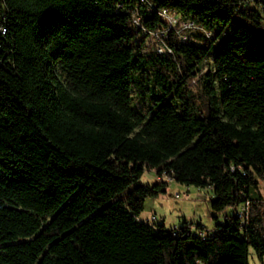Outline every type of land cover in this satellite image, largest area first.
<instances>
[{"label":"trees","instance_id":"obj_1","mask_svg":"<svg viewBox=\"0 0 264 264\" xmlns=\"http://www.w3.org/2000/svg\"><path fill=\"white\" fill-rule=\"evenodd\" d=\"M0 27V264L264 263V17L246 0H0ZM166 180L232 216L205 237L139 222Z\"/></svg>","mask_w":264,"mask_h":264},{"label":"rangeland","instance_id":"obj_2","mask_svg":"<svg viewBox=\"0 0 264 264\" xmlns=\"http://www.w3.org/2000/svg\"><path fill=\"white\" fill-rule=\"evenodd\" d=\"M159 49H163V46L160 44L158 38L154 36L144 38L143 52L154 53ZM211 61L212 55H208L205 59V63L210 64ZM147 79L148 77L146 74L138 73L135 76V81L137 83L132 85L130 95L132 98L131 105L133 111L135 113L150 116L157 106L155 97H161V94L151 88ZM170 97L176 98L177 95H171ZM181 102L182 101H179V103ZM156 181H158V178H156L153 173H144L142 178L144 184L150 185ZM166 182L169 184L166 193L157 198L147 199L144 203V211L139 216L140 219L155 216L157 222L163 224L166 230H171L173 227L180 226L184 220L194 224L200 223L202 226L210 228L217 222H221L224 215L232 216L233 214L232 209H226L218 216L217 221H214L211 218L212 213L209 209L212 195L207 189H196L191 186L185 187L171 183L168 180H166ZM260 189L264 192V183L260 184ZM247 264L264 263H259L252 250H249Z\"/></svg>","mask_w":264,"mask_h":264},{"label":"built area","instance_id":"obj_3","mask_svg":"<svg viewBox=\"0 0 264 264\" xmlns=\"http://www.w3.org/2000/svg\"><path fill=\"white\" fill-rule=\"evenodd\" d=\"M140 3H144V0H139ZM246 3L249 4V7H251V9H254V10H257L259 14H261L263 17H264V2L263 0H246ZM148 9L152 10L154 9V6L153 5H149L148 6ZM160 20L168 25V27H173L176 22H177V18H176V15L175 13L169 11V10H162L160 12ZM133 23L135 25L138 24V19L135 18L134 16L131 17ZM182 29H190L191 31H193L194 29H197L199 30V27H193L192 24H183L182 25ZM4 31H5V28L4 27H0V34L3 35L4 34ZM207 37H210L209 34H207ZM180 40L183 42V43H186L188 41V38L186 36H181L180 37ZM163 49H159L157 50L158 53L162 52ZM247 211H248V202H245L241 207H239L235 213L236 217L239 218L241 220V226L244 225V217L245 215L247 214ZM137 220L139 222H142L150 227H153L155 226V224L157 223V219L155 216H151L149 218H146V219H140L139 217L137 218ZM182 225H190V230L192 231V233L194 234H197L201 237H205L207 235H212V230L207 228V227H204V226H201V227H196V223H192V222H186V223H182ZM171 230H174L173 234H175V231L177 230V227H173V229Z\"/></svg>","mask_w":264,"mask_h":264},{"label":"crops","instance_id":"obj_4","mask_svg":"<svg viewBox=\"0 0 264 264\" xmlns=\"http://www.w3.org/2000/svg\"><path fill=\"white\" fill-rule=\"evenodd\" d=\"M211 218H212V216H211ZM184 221H186V220H184ZM182 223H183V222H182ZM182 223H181V224H182Z\"/></svg>","mask_w":264,"mask_h":264}]
</instances>
